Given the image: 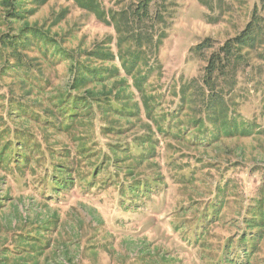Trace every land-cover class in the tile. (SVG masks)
<instances>
[{
  "label": "rangeland",
  "instance_id": "obj_1",
  "mask_svg": "<svg viewBox=\"0 0 264 264\" xmlns=\"http://www.w3.org/2000/svg\"><path fill=\"white\" fill-rule=\"evenodd\" d=\"M26 1L0 0V264H264V0ZM252 21L213 86L251 134L214 140L205 67Z\"/></svg>",
  "mask_w": 264,
  "mask_h": 264
},
{
  "label": "trees",
  "instance_id": "obj_2",
  "mask_svg": "<svg viewBox=\"0 0 264 264\" xmlns=\"http://www.w3.org/2000/svg\"><path fill=\"white\" fill-rule=\"evenodd\" d=\"M75 1L82 8L93 11L94 14L96 15V17L100 21L109 23V22H107L106 13L104 12V10H102V6H101L99 0H75ZM42 2H43V0H41V3ZM27 3L28 2L26 0H3L4 6L6 8H8V10H7L8 16L10 17L11 21H15V22L19 21L22 18L23 13H25L24 7ZM151 3H152V0H142L141 3L136 8V10L133 12L134 17H136L140 20L147 19L148 12L150 11V10L148 11V9L150 8ZM9 9H11V11H9ZM122 20L128 21L127 17H125L124 19H122V17L120 18L119 23L115 25V27H116L115 31H117L118 35H120V34L123 35V33H124V31H122L123 26L121 27ZM126 21H125V23H127ZM252 23H253V21L247 25L246 29H244L238 37H236L232 40H228L223 46H221L219 48V50L214 51L212 53L210 59H209L208 65L205 67V73L203 76L204 88H209L212 91V93L209 97H207V95H205L207 98L206 99V108L208 109V112H209V115H208L209 119H211L212 123L218 129L216 135L213 136L214 140L219 138L218 133L225 134L226 136H230V137H236L237 135H242V134L245 136H248L251 134L250 126L243 125V127H241V123L233 120L231 118L232 116L231 117L229 116V114L227 112L228 103L226 102V97H224V95L221 93L217 94L214 91V87H216V82L218 81V78H219V76H218L219 71L221 69L226 71L227 67L229 66V61L233 59L232 55L234 54L233 51L235 50L233 48V45H238V44L241 45L242 44V46H243V44H245V43H250V46H252L253 37H254V36H251L252 33L250 32ZM23 31H24V29L22 30V32ZM132 33H134V32H130L129 35H131ZM257 34H259V32H257ZM39 36H41L40 33H35L34 31H27V32L22 33L20 39L17 38L18 41L15 40L13 42V40L8 39L7 42L14 45L15 47L17 46V43L20 45V47H23V46L29 47L31 40H28V38H31V39H32V37L38 38ZM21 39H23V40H21ZM248 40H250V42H248ZM210 42H211L210 38L205 39L203 42L196 45L195 51L196 52H198V51L202 52L207 47H211L212 45ZM142 49H143V46L140 49L132 50L133 53H132L131 62H129L127 64H125V62H124V64L127 66V70L129 71V73H131L133 71L134 67H137L140 64L139 63L140 58H139L138 53H140V51ZM16 51L19 52V48ZM134 72H136V71H133L132 75ZM146 72L147 71L145 70L144 74ZM85 73L90 76L94 72L92 71L91 68L88 67V68H86ZM85 73H83L81 78L90 80L89 82H93L92 78L86 77L87 75ZM144 74L142 76L143 78H144ZM97 78L99 80H102L105 77L103 76V74H101ZM141 83H142V80L137 83V87L140 88L142 86V85L140 86ZM91 84H93V83H91ZM188 87H190V85H188ZM203 92L206 94L205 89L203 90ZM93 95H94V93L92 92L91 96H93ZM94 98L96 99L95 96H94ZM181 98L183 99V97H181ZM183 101H185V100H183ZM77 104H79V103H76V105ZM220 107H223V109H224L223 112L220 111ZM210 108L214 109V112L210 113V110H211ZM207 109H206V111H207ZM217 110L219 112H221V116L217 115V113L215 112ZM227 116H229V118H227ZM221 118H223V119L225 118L224 122L222 120L223 123L218 122ZM168 120H169V117H167L165 122H167ZM197 139H198L199 143L204 142V139H201V137H198ZM134 185H138V184L134 183ZM138 186H139V188H138L137 193L139 192L140 188L141 189L144 188V186H140V185H138ZM137 193L134 195H137Z\"/></svg>",
  "mask_w": 264,
  "mask_h": 264
}]
</instances>
